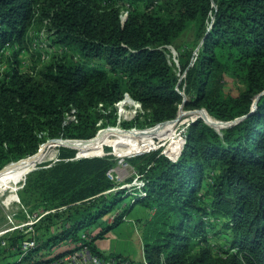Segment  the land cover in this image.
<instances>
[{"label":"trees","instance_id":"trees-1","mask_svg":"<svg viewBox=\"0 0 264 264\" xmlns=\"http://www.w3.org/2000/svg\"><path fill=\"white\" fill-rule=\"evenodd\" d=\"M34 25L58 53L24 71L19 54L33 44ZM184 32L192 33L193 46L200 43L194 61L193 47L176 45ZM168 46H175L178 66ZM178 89L188 97L185 107L204 108L217 120L247 116L220 132L201 118L189 122L176 161L157 151L130 158L144 194L135 190L121 211L115 204L127 193L112 192L109 155L42 164L23 191L38 193L44 209L67 205L40 223H69L61 234L105 259L142 264V257L101 252L80 228L106 224L102 237L136 204L152 211V219H137L148 229V264H264V0H0V168L48 139L92 138L105 125L102 110L114 125L109 109L123 93L147 111L145 124L173 119ZM103 141L121 158L150 140L128 147ZM102 215L106 221L98 222ZM2 238L0 264H10L21 235L13 232L6 246ZM43 240L37 234V248Z\"/></svg>","mask_w":264,"mask_h":264},{"label":"rangeland","instance_id":"rangeland-1","mask_svg":"<svg viewBox=\"0 0 264 264\" xmlns=\"http://www.w3.org/2000/svg\"><path fill=\"white\" fill-rule=\"evenodd\" d=\"M38 27H39L38 25H34L31 28L32 32L35 31L34 33L36 36V38H34L33 44L32 45L31 43L28 44L27 48L23 50V52H20L19 54V59L21 60V69H23L24 71L25 70L31 71L32 66H34L35 64L38 66L43 56L45 55L50 56L51 59L52 55L58 53V51H56L55 48H53V46L52 47L49 46L51 44L50 42L51 39L50 37H48L45 31L42 30V28H40L39 32H36ZM32 35L34 37V34ZM180 43H184L189 47H193L192 61H194L197 56L196 54L200 46V43H198L196 46H193L194 39L191 32L189 33L184 32L181 35L180 39L176 42V45H182ZM168 49L170 51L171 60H173L175 65L178 66L177 52L175 46H168ZM178 90L181 93L182 99L178 105L177 111L194 110L192 108L185 107L184 103L186 102L188 97L183 92V90L180 89ZM121 103H124V108L126 110H131L132 106H134V113L131 117H125L121 114L119 110ZM109 110L112 112V114L115 115L116 123L114 125L109 123V118L107 117L108 110L105 111L102 110L105 116L99 121V123L103 121L105 125L98 126L95 135L97 134V132H99V130L107 127H119L121 129H131V128L143 129L148 127V129H154V128L158 129L163 127L164 126L163 124L167 122V121L160 122L157 125H154L153 127L151 125L145 124L149 120V114L145 109L141 107V105L137 101L132 99L127 93H123L122 98L118 102L114 103L113 109L110 108ZM183 116H185L183 118L184 122L180 123L177 126L172 136L161 137V138L148 137L126 143L120 141L123 147H128L130 145H135L140 142H146L150 140L148 147L142 151L120 158L115 152L114 145L110 144V142L108 141H102L91 152V153H99V157L109 155L114 159L113 166L107 171V176L116 184L115 187L113 188L114 191L112 192L116 193L118 192L117 191L118 189H121L126 191L127 193L125 194L126 196H124L123 198L121 197L120 198L121 200L115 204L116 208L115 209L113 208L114 211L117 210L121 211V209H123L124 206H126V204L129 203L128 196L131 193H133L135 190L137 191V193L141 192V194H144V190L142 189L144 186L143 185L144 181L139 177V173L137 172V169L130 164L129 162L130 158L144 153L149 154L155 151L159 152V154L166 156L171 161H176L179 158L181 151L184 148V144L186 142L185 134L187 132L189 119H191L190 117H194L192 114H185ZM204 120L206 121V119ZM124 121H129L131 127H125L123 124ZM172 140L176 142L175 144L176 146L168 150V146L170 145L171 142H173ZM44 143H42L41 145H43ZM41 145L39 147H41ZM58 146L56 147L55 149L56 152L53 154V156L46 158V160L41 159L42 157L40 159H37L36 162L33 163V165H31V167H29L26 171H24V173L20 176V178H18L13 183L5 185V187L2 190H0V231L4 230L5 228L11 227L14 223L17 225L21 222L30 221L31 219L34 220V212L36 209L40 208V206H37V203L40 200L39 197L37 196L39 194L38 193L35 194V192H24L23 188H20L22 186L23 181L25 180V177L29 174L30 169L40 166L42 164H44L42 165L44 167H49L51 164L62 159L72 160L74 158H80L79 153H82L83 155L91 154V153L86 154L81 152L80 150L82 149L79 150L64 145L59 147ZM68 148L75 149V151H71ZM39 149L40 148H38L36 152L39 151ZM71 152H73V157L70 156L65 158L61 157V156L69 155ZM15 163L17 162H12L7 166L13 165ZM150 213H152V211L147 212L144 210L143 207H140L139 205L135 204L132 210L129 212V214L123 216V219H125V221H122L116 226L108 229L106 232H104V235L102 237H97V233L99 232L100 229L106 227V224H104L103 226L101 225L98 228L94 229L95 224L92 222L93 220L90 221L89 224L82 225L79 232L80 231L90 232L95 247L103 253L120 254L122 256H128L135 261H139L141 260L142 252L145 251L144 234L148 233L147 232L148 229H146L145 228L146 226L144 227V225L141 222H139L137 219L141 217H143V219L144 218L152 219ZM103 217L104 215L97 217L96 220L98 222L104 220L106 221V218ZM37 223H39L36 225L37 234L44 239L43 241H48V242L45 245H41V247L38 248L37 252L34 253L35 258L37 259L41 258L43 260L51 259L61 251L66 250L70 247L66 235L61 234L62 231L66 230L67 228H63L61 224H56V223L49 224L48 226H45L44 224L40 223V221ZM148 224L149 223H147V227ZM208 231L206 233H208ZM13 232L15 231L4 234L2 236L3 237L2 239L7 240ZM16 257L17 255H14L13 257L10 258V261H13Z\"/></svg>","mask_w":264,"mask_h":264},{"label":"bare ground","instance_id":"bare-ground-1","mask_svg":"<svg viewBox=\"0 0 264 264\" xmlns=\"http://www.w3.org/2000/svg\"><path fill=\"white\" fill-rule=\"evenodd\" d=\"M119 110L123 116L131 117L134 113V106H132L131 110H126L124 108V103H121ZM185 114H189V113L184 110L182 111L178 110L175 118H173L172 120H168L167 122L163 124L164 125L163 127L158 128V129L157 128H154V129H148V128L121 129L119 127H107V128L99 130V132H97V134L90 139L64 140V139L59 138V140L50 141L49 143L45 144V146L40 148V150L36 152L35 154L25 157L21 161L13 165L7 166L8 165L7 164L5 167L0 169V190H2L5 187V185L13 183L18 178H20V176L24 173V171H26L29 167H31V165H33V163H35L37 159H40L42 157L41 159L46 160V158L53 156L55 149L58 145H64V146H68L71 148L90 151V150H93L100 142H102L105 139L107 140L119 139L123 141L124 143H126V142L135 141L137 139L148 138V137L161 138V137L172 136L177 126L180 123L184 122L183 118L185 116L183 115ZM190 114H192L193 116L203 117V119H206V122L208 124L216 128H219L221 124L219 121L214 119V117L205 113L204 110L197 111V112L190 113ZM175 144H176L175 141L171 142L170 145L168 146V150L174 148L176 146Z\"/></svg>","mask_w":264,"mask_h":264},{"label":"built area","instance_id":"built-area-1","mask_svg":"<svg viewBox=\"0 0 264 264\" xmlns=\"http://www.w3.org/2000/svg\"><path fill=\"white\" fill-rule=\"evenodd\" d=\"M67 205H62L53 208L44 209L42 207L38 208L34 212V220L27 222H21L19 224H13L11 227L5 228L0 231V237L4 234L10 233L12 231H17L21 235V240L18 244L17 257L10 264H128V261H120L115 258H102L99 255L92 252L87 244H84L80 240H73L71 237H68L67 241L70 244V247L66 250L61 251L59 254L54 256L51 259L40 260L33 256L32 259L26 260L25 258L29 255L30 252L35 251L38 246L37 242V230L36 225L43 217L48 214H55L61 212L63 209H66ZM68 227L66 223L64 228ZM83 231L80 233L81 236H84ZM1 244L5 245L6 240L1 239ZM142 264H148L142 252ZM40 260V261H39Z\"/></svg>","mask_w":264,"mask_h":264},{"label":"water","instance_id":"water-1","mask_svg":"<svg viewBox=\"0 0 264 264\" xmlns=\"http://www.w3.org/2000/svg\"><path fill=\"white\" fill-rule=\"evenodd\" d=\"M259 95V94H258ZM257 95V96H258ZM256 96V97H257ZM140 104V103H139ZM256 107V105H255V101L253 102V104H252V108H251V111H250V113H252L253 111H254V108ZM179 109H180V107H179ZM201 110H204V112L205 113H207L208 115H209V113L204 109V108H200V109H194V110H191V111H187L189 114L190 113H194V112H197V111H201ZM211 116V115H210ZM245 116H247V115H244V116H241V117H239V118H237V119H235V120H232V121H220V120H217L216 118H214V119H216L217 121H219L221 124H220V126H219V128H216V127H214V126H212V125H210V124H208L204 119H203V117H200V116H194V117H192L191 119H189V122H193V121H195L196 119H199V118H201L207 125H209L210 127H212L213 129H215L216 131H218V132H220L222 129H225V128H227V127H229V126H231V125H233V124H235L236 122H238L240 119H242V118H244ZM170 120H172V119H170ZM165 121H168V120H165ZM162 122H164V121H162ZM160 123V122H159ZM158 124V123H157ZM156 125V124H155ZM154 126V125H153ZM148 128V127H147ZM60 139H62V138H60ZM89 139V138H88ZM54 140H59V138H54V139H49V140H46V142L43 144V145H41V147H39V148H42L43 146H45V144H47V143H49L50 141H54ZM64 140H67V139H64ZM68 140H83V139H68ZM40 150V149H39ZM75 150V149H74ZM38 152V151H37ZM78 152V151H77ZM79 153V152H78ZM33 154H35V153H33ZM33 154H31V155H33ZM92 156H99V153H91L90 155H83L82 153H79V157H92ZM27 157V156H26ZM25 158V157H24ZM23 158H21V159H19V160H14V161H10V162H8L7 164H9V163H12V162H19V161H21ZM7 164H5L4 166H2L0 169H2L3 167H5ZM40 166H37V167H35V168H32V169H30L29 170V173L31 172V171H33V170H35V169H37V168H39ZM27 177V176H26ZM26 177H25V180H26ZM25 180L23 181V183H22V186L20 187V188H22L23 187V185H24V183H25Z\"/></svg>","mask_w":264,"mask_h":264}]
</instances>
